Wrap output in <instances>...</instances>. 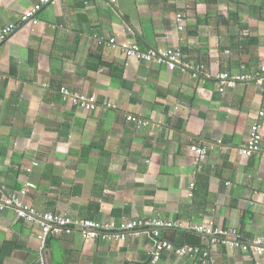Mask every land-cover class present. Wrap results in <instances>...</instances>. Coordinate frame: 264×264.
<instances>
[{
    "label": "crops",
    "instance_id": "obj_1",
    "mask_svg": "<svg viewBox=\"0 0 264 264\" xmlns=\"http://www.w3.org/2000/svg\"><path fill=\"white\" fill-rule=\"evenodd\" d=\"M38 1L0 0V26ZM36 19L0 47V199L33 183L23 200L39 211L116 224L178 220L186 227L159 237L176 246L189 243L193 225L212 219L236 234L244 222L249 242L211 244L207 263L165 248L154 262V241L138 230L107 240L59 229L43 248L40 224L7 206L0 264H264L253 248L264 239V135L260 152L243 153L264 112V0H57ZM134 43L178 45L191 66L129 57ZM242 73L254 78L228 83ZM62 87L97 108L63 100ZM199 143L208 152L196 172Z\"/></svg>",
    "mask_w": 264,
    "mask_h": 264
},
{
    "label": "built area",
    "instance_id": "obj_2",
    "mask_svg": "<svg viewBox=\"0 0 264 264\" xmlns=\"http://www.w3.org/2000/svg\"><path fill=\"white\" fill-rule=\"evenodd\" d=\"M57 0H39L30 10L25 12L18 23H10L5 26H0V47L2 42L11 35L20 24L34 20L37 22L36 14L42 9V7L51 2ZM177 20H183V14H177ZM179 29H183V24H179ZM109 44L116 43V39H110ZM126 54L129 57L136 58L138 60L145 61L152 64H166L169 69H176L178 66L184 71L189 70L190 64L186 63L183 60V52L180 46H173L170 48H158V49H142L138 44L134 43L127 46L125 49ZM202 67H197L196 71L201 72ZM195 71V70H193ZM264 71V68H263ZM196 72L195 75L198 73ZM204 75L208 76L207 73ZM0 78H3V74L0 71ZM254 77L249 73L237 74L232 77V80L228 83L231 84L233 81H249ZM258 82H262L261 78L256 79ZM61 96L63 100L69 101L73 105L77 106L79 109L90 112L97 108V103L92 100L87 94L75 92L70 90L67 87H62L60 89ZM260 118L255 119L251 125L250 137L247 145L243 149V153L246 155H253L262 150V139H263V124L261 118L264 116V112L259 113ZM130 119L139 125L145 126L149 121L141 116L131 115ZM208 152L207 145L199 143L194 148V158L196 161V172H200L203 169V163L206 159ZM36 164V162L34 163ZM35 185L33 183H27L19 190H15L7 193L5 197L0 199V208L3 207H15L17 215L21 218H24L29 221L38 222L41 226V232L38 235V239L41 243V246L44 248L46 245V240L48 234L52 231H57L59 229H64L67 231L78 229L85 236L90 238H103L107 240H120L125 239L129 232L133 231H144L150 235L154 241L155 248L153 251V261H157L162 249L174 250L176 253L181 255H187L191 257H198L199 260L203 263H207L210 259V250L201 249L197 246L185 245L181 247H174V244L166 240H161L160 233L162 229L166 228H185L184 223L178 220L171 219H162L159 217H146V218H137L129 219L121 224H116L115 222H100L93 219L72 217L64 213H54L50 211H39L33 208L31 205L27 204L23 197L28 193L30 188H33ZM195 188V183L190 184L189 195H193ZM191 228L203 234L204 236H211V244H214L217 241L224 243L230 242L236 246L242 245L236 240H230L225 236H233L235 232H225L222 229L218 228L212 219L197 225L191 226ZM210 248V247H209ZM256 253H264V239L259 241L258 245L253 246Z\"/></svg>",
    "mask_w": 264,
    "mask_h": 264
},
{
    "label": "trees",
    "instance_id": "obj_3",
    "mask_svg": "<svg viewBox=\"0 0 264 264\" xmlns=\"http://www.w3.org/2000/svg\"><path fill=\"white\" fill-rule=\"evenodd\" d=\"M194 73L196 74V71H194ZM200 74L202 77L203 76L205 77V75H203L202 73H200ZM136 116H140V115H136ZM244 225H245V223L242 222L241 229L238 232H236L235 235L229 236V237L225 236V237L236 240L240 243L247 244L249 242V239L246 236ZM186 236H188V240H189V243H187V245L197 246L203 250L209 249V245H210L211 240H212L211 236H204L203 234L196 232V231H190L186 234ZM189 236H190V238H189ZM174 247H181V246L180 245L179 246L174 245ZM195 258H197L199 260L198 257H195Z\"/></svg>",
    "mask_w": 264,
    "mask_h": 264
}]
</instances>
